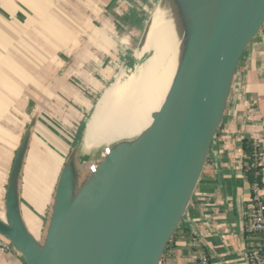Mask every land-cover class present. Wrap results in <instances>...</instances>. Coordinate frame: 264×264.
Masks as SVG:
<instances>
[{
	"label": "water",
	"instance_id": "water-1",
	"mask_svg": "<svg viewBox=\"0 0 264 264\" xmlns=\"http://www.w3.org/2000/svg\"><path fill=\"white\" fill-rule=\"evenodd\" d=\"M159 9L176 45V70L152 115L147 145L117 142L83 179L75 147L59 172L42 240L23 208L38 112L23 134L7 179L0 236L26 264H162L182 227L238 67L264 27V0H162ZM152 23L151 17L143 45Z\"/></svg>",
	"mask_w": 264,
	"mask_h": 264
},
{
	"label": "crops",
	"instance_id": "crops-1",
	"mask_svg": "<svg viewBox=\"0 0 264 264\" xmlns=\"http://www.w3.org/2000/svg\"><path fill=\"white\" fill-rule=\"evenodd\" d=\"M152 1L144 0V3L148 5ZM132 2L133 0H0V141L22 140V122L8 121L7 109L22 107L23 92H27L24 77H33V67L35 68L39 59H54L55 55L63 61L68 59L53 72L41 93H50L52 90L55 92V78L61 79L65 75L93 78L89 88L82 81L84 88L88 89L86 91L100 86L98 73L101 74L103 70L102 48L101 42L96 39L99 34L98 38L101 40L102 31L94 32L95 41L90 42L86 30L90 32L93 28L102 29L106 22L111 23L104 19L110 18L117 22V13L133 12L129 9ZM72 29L73 36L70 31ZM79 30L86 32L82 34ZM70 43L74 44L72 50L55 48L56 45L68 46ZM82 46L89 48V52L85 50V53L80 54ZM74 61L90 62V65L69 68ZM115 81L116 78L113 83ZM65 84L66 80L63 79L62 87ZM108 87L102 91L92 112L95 113L98 109L103 94L109 91ZM37 97L38 102L40 95ZM68 98L70 99V95L65 96V99ZM65 99L61 106L67 108L64 105ZM244 138L252 139L261 148L259 164L264 185V27L248 46L238 67L221 131L182 225L187 231L179 234L170 245L162 264H198L197 260L202 255L208 257L209 264H249L245 257L248 235L244 213L252 192L243 176ZM0 156H4V153L0 152ZM259 194L264 204V186L259 188ZM24 214L28 223L33 221L32 218L29 220V214ZM194 241L197 243L196 247L192 246ZM0 264H26L22 255L2 236Z\"/></svg>",
	"mask_w": 264,
	"mask_h": 264
},
{
	"label": "rangeland",
	"instance_id": "rangeland-1",
	"mask_svg": "<svg viewBox=\"0 0 264 264\" xmlns=\"http://www.w3.org/2000/svg\"><path fill=\"white\" fill-rule=\"evenodd\" d=\"M161 2L162 0H153L150 4L145 5L144 0H141V2L140 0H133L132 6L129 8L133 10V12L131 11L132 13H125L124 11L117 13V15L115 13L116 19L118 20L115 22L117 24V30H115V32H109L111 43L103 45L101 49V65L103 70L101 74L98 73L100 75V81H98L100 86L93 87L91 91H86L88 90L87 88L90 87L89 83L93 78H88L84 75L74 76L76 79L74 84H76V86L74 87L75 90L70 95V99H66L64 105L67 106V108L63 105L61 106V104L58 107L62 110L61 112L65 113V116L63 115L64 118L62 119L61 115L63 113H59L58 117H55L61 129L57 131L52 128L51 133H36L32 156H38L39 162L37 165H33V162L28 164L31 174H29V177L26 176V182L24 184L23 207L25 212L29 214V220L33 219L32 222H29L30 230L39 240L43 239L45 233L57 175L63 161L75 147L77 148L78 155V142L82 133L81 128L83 121L90 115L94 104L107 86H109L108 90H110L114 88L123 77L128 78L130 73L139 71L144 66L145 60L151 56V52L155 48V46L153 47L151 44L155 30L153 26H151L150 31L152 32L149 33L146 45L142 44V36L147 22L152 15H154V12L160 8ZM144 5L145 8L142 10ZM137 7H139V9ZM140 9L141 11H139ZM103 29H105V27H103ZM86 31L80 30V33L84 34ZM73 46L74 44L70 43L68 46L56 45L55 48L56 50H66L67 48L72 50ZM92 48L95 50L94 47ZM45 56L48 57L46 54ZM98 56H100L99 53ZM62 63L63 60H61V58L59 59L58 55H55L54 59H39L36 61V64H33L35 68L33 67L34 71L32 72L34 74V89H36V91H41L46 85V82L52 78L53 72L56 71ZM86 63L85 61H74L72 68H79V66L82 68ZM116 74L117 76L115 77ZM31 78L32 77H29L27 80L24 78V86H28L27 81ZM115 78L116 81L113 83ZM82 81H85L89 86L84 88L85 85L82 84ZM107 94L108 92L103 94L102 98ZM25 96L26 95H24V97ZM37 98V96L33 98L32 104L34 106L37 103ZM54 106L56 105L54 104ZM50 108H53V104H50L47 109ZM12 114L16 117L21 116L19 119H23L22 126L24 128L23 132L25 133L28 125L32 122V118L29 116L30 114L21 113L20 106L17 107L15 113ZM112 146L108 147V149ZM97 163V160H90L83 164H80L78 161L80 178L83 179ZM37 170L43 171L45 176L44 179L42 178L45 188H41L40 185L37 187L39 191L44 189V195L42 197L40 194H37V197L34 196L37 191H35L36 189H34V185L32 181H30L35 174H37ZM3 206L5 212V199L0 201L1 213L3 211ZM3 218L5 219V215Z\"/></svg>",
	"mask_w": 264,
	"mask_h": 264
},
{
	"label": "bare ground",
	"instance_id": "bare-ground-1",
	"mask_svg": "<svg viewBox=\"0 0 264 264\" xmlns=\"http://www.w3.org/2000/svg\"><path fill=\"white\" fill-rule=\"evenodd\" d=\"M152 19L155 30L150 43L155 48L151 56L139 71L123 77L116 88L110 89L82 124L77 155L80 164L100 162L108 147L117 142L133 140L144 147L149 141L152 115L164 103L176 70V45L169 22L159 8Z\"/></svg>",
	"mask_w": 264,
	"mask_h": 264
},
{
	"label": "trees",
	"instance_id": "trees-1",
	"mask_svg": "<svg viewBox=\"0 0 264 264\" xmlns=\"http://www.w3.org/2000/svg\"><path fill=\"white\" fill-rule=\"evenodd\" d=\"M104 20H108L111 23H105V29H100L98 28H93L90 32H88L89 30H87V34H88V40L90 42H94V32L98 31H102V35H101V40H99V34L97 35V42H101V48L103 47V45H107L109 43H111L110 40V35L109 32H115V30H117V24L115 23V21L113 19H104ZM71 31V35L73 36L74 34V30H70ZM80 31V30H79ZM86 47L82 46L81 50H80V54L81 53H85L89 52V48L85 49ZM68 61L64 60L63 61V65L64 62L66 63ZM90 62L86 63V66L89 67ZM61 64V65H62ZM73 62L70 64L69 68H71ZM26 64L24 62L23 64V69H25ZM29 78V77H24ZM66 80V84L65 87L61 85L62 80ZM76 81V79L74 78V76H67L65 75V77L63 78H55V86H56V90L55 92L50 91L49 92H40V91H36V89H34V82H33V77L27 81L28 86L27 88V92H23V100L21 102L22 107H21V113H25V114H30L29 116L32 118L34 116V114L36 112H38V120H37V124H36V130H35V134L33 136V140H32V144H31V149H30V153H29V157H28V161H27V165H26V169H25V177H24V184L26 182V176L29 177V174H31L30 168L28 167V164L33 162V165H37L39 162L38 156H32V149H33V145H34V141L36 139V133H51L52 132V128H54V130L59 131L60 128V124H58L55 120V117H58L59 113H63L61 112L62 110L59 109L58 107L60 106V104L64 103L62 102L65 99L66 95H71L72 92L75 90L74 87L76 86V84H74V82ZM30 83V85H29ZM25 88V89H26ZM24 95H26L24 97ZM40 95L39 97V101L36 103V105L34 106L32 103L34 96ZM72 98V96H71ZM66 100V99H65ZM53 104V108L47 109L49 108V105ZM54 104L56 106H54ZM12 113H15L14 109H7V119L8 121H19L22 122L23 119H19L18 116L16 117L15 115H13ZM65 113H63L61 115V118L63 119ZM62 121V120H61ZM223 125V124H222ZM222 128V126H221ZM218 131V135L221 131ZM24 134V133H23ZM9 135V133H8ZM20 141L18 140H6L4 141H0V152L4 153V156H0V201L5 199V192H6V184H7V179H8V175H9V169L11 168V165L13 163V159L14 156L16 154V150L20 145ZM55 145V144H54ZM57 145V144H56ZM4 148V149H3ZM51 149V148H50ZM39 151V150H38ZM242 151H243V176L245 181L250 185L251 188V192L253 191L254 186H258L259 188H262L263 185V181H262V176H261V166L259 164V156L257 157V154H259L261 152V148L260 146H257L252 139L250 138H244L242 140ZM64 162V161H63ZM63 165V164H62ZM62 167V166H61ZM38 169V168H37ZM61 170V168H60ZM59 170V172H60ZM58 172V175H59ZM37 174H35V176L33 177V179H31L30 181H32L33 185H34V189H36L35 191H37L34 196L37 197V194H40L41 197L44 195V189H41V191H39L37 189V187L40 185V187L45 188V184L43 185V181L42 178L44 179V172L41 170H37L36 171ZM57 175V178H58ZM253 193V192H252ZM33 195V193H32ZM41 199V198H40ZM23 200H24V186H23ZM5 215L4 212V206H3V211L2 213L0 212V219L5 220L3 218V216ZM181 230H179V232H177L172 240V243L174 242V240L179 236V234L181 233H186V228L185 227H181ZM249 231L246 230V235H249ZM262 241H264V237L261 239ZM198 264H200V260H197Z\"/></svg>",
	"mask_w": 264,
	"mask_h": 264
},
{
	"label": "built area",
	"instance_id": "built-area-1",
	"mask_svg": "<svg viewBox=\"0 0 264 264\" xmlns=\"http://www.w3.org/2000/svg\"><path fill=\"white\" fill-rule=\"evenodd\" d=\"M257 146L258 144L255 143ZM260 153L257 154V157ZM247 210L244 213L246 228L250 232L248 235V246L245 257L249 264H264V204L259 194V187L254 186ZM193 247L197 246L194 241ZM200 264H209L208 257L202 255Z\"/></svg>",
	"mask_w": 264,
	"mask_h": 264
}]
</instances>
